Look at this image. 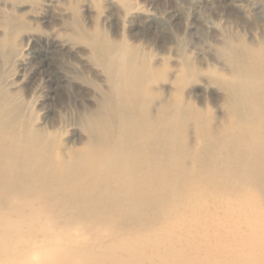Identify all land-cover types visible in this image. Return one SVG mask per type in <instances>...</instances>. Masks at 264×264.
I'll return each instance as SVG.
<instances>
[{
  "label": "bare ground",
  "instance_id": "1",
  "mask_svg": "<svg viewBox=\"0 0 264 264\" xmlns=\"http://www.w3.org/2000/svg\"><path fill=\"white\" fill-rule=\"evenodd\" d=\"M74 2L60 38L0 0V264H264V40L223 43L214 118L139 43L151 14L125 4L128 40Z\"/></svg>",
  "mask_w": 264,
  "mask_h": 264
},
{
  "label": "rangeland",
  "instance_id": "2",
  "mask_svg": "<svg viewBox=\"0 0 264 264\" xmlns=\"http://www.w3.org/2000/svg\"><path fill=\"white\" fill-rule=\"evenodd\" d=\"M22 1L26 6L34 4L32 9L26 8L24 11L25 16L27 15L25 31L33 32L36 35L49 34V37L58 36L60 38L63 33H71V9L75 8L77 11V7L71 4L75 3L74 0H62L60 3L47 7L41 5L42 0ZM85 1L90 5V16L105 27H107L106 16L116 20L119 14L120 21L113 25L118 31L116 35L128 40L130 39L128 32L132 17L131 15L129 18L121 15L120 12L125 4L133 5V7H138L151 14L154 24L149 29L142 28V26L134 27L133 33L135 32L140 38L139 43L148 53L152 54V57L157 54L166 56L172 72L175 71L176 65H180L181 60L196 67L200 73L196 87L186 88L183 99L195 107H204L214 118L217 114L216 107H220L222 104V92L216 84L210 82L209 77L212 78L210 74H213L210 72L227 73L229 71L228 66L224 64L219 55L223 43L258 46V43L262 42L261 39L264 40V0ZM3 9L4 6L0 4V23ZM80 10L83 13L84 9L80 8ZM51 16L55 20L52 21ZM45 19L49 24L41 23ZM84 24L88 27V18ZM64 37L66 36L64 35ZM199 84L205 87H198ZM41 86L43 87V82ZM17 90L22 92L21 94H25L27 89L21 84ZM39 92H36L37 96L40 94ZM41 102L43 104L44 100ZM40 105L35 106L34 109L38 111L41 108ZM64 110L63 108L62 111ZM67 117L66 119L65 116L62 117V122L65 123L62 128L66 131L65 136L71 138L73 137V126L68 125L74 123V119L70 116V120H68Z\"/></svg>",
  "mask_w": 264,
  "mask_h": 264
}]
</instances>
